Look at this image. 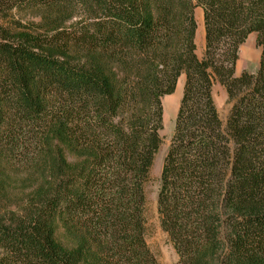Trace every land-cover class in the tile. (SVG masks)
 <instances>
[{
    "label": "trees",
    "instance_id": "1",
    "mask_svg": "<svg viewBox=\"0 0 264 264\" xmlns=\"http://www.w3.org/2000/svg\"><path fill=\"white\" fill-rule=\"evenodd\" d=\"M182 74L156 195L175 264H264V0H0V264H158L146 187Z\"/></svg>",
    "mask_w": 264,
    "mask_h": 264
},
{
    "label": "rangeland",
    "instance_id": "2",
    "mask_svg": "<svg viewBox=\"0 0 264 264\" xmlns=\"http://www.w3.org/2000/svg\"><path fill=\"white\" fill-rule=\"evenodd\" d=\"M23 15L18 14L16 9L9 12V17L15 19ZM23 17V16H22ZM196 22L195 45L196 55L200 58L204 51V34L199 36V30L203 27L202 9L197 7L194 10ZM26 18H32L37 21V17H31L30 14ZM204 29V27H203ZM261 49L256 42V34L251 33L239 47L238 60L236 62L235 73L239 75L243 71L255 73L258 67ZM184 84V83H183ZM183 84L180 83V77L177 80L174 91L171 94L165 95L161 99L163 107L162 128L159 131L161 139L160 147L155 155L154 163L150 173V179L147 185V210H146V242L155 255L158 264H175L177 254L170 244L167 235L161 230L156 212V195L158 191V179L161 172V166L170 144L171 135L174 128V120L181 99ZM212 97L215 106L219 112L220 118L225 122L229 113L230 104L227 102L226 91L219 83H214L212 86Z\"/></svg>",
    "mask_w": 264,
    "mask_h": 264
},
{
    "label": "bare ground",
    "instance_id": "3",
    "mask_svg": "<svg viewBox=\"0 0 264 264\" xmlns=\"http://www.w3.org/2000/svg\"><path fill=\"white\" fill-rule=\"evenodd\" d=\"M203 19V17H201V20ZM199 32V36H202V34H204V29L203 27L201 26L200 30L198 31Z\"/></svg>",
    "mask_w": 264,
    "mask_h": 264
},
{
    "label": "crops",
    "instance_id": "4",
    "mask_svg": "<svg viewBox=\"0 0 264 264\" xmlns=\"http://www.w3.org/2000/svg\"><path fill=\"white\" fill-rule=\"evenodd\" d=\"M180 83H184V75L182 74L181 76H180Z\"/></svg>",
    "mask_w": 264,
    "mask_h": 264
}]
</instances>
